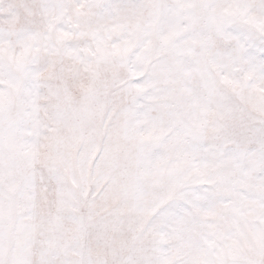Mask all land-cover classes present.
<instances>
[{
  "label": "snow or ice",
  "instance_id": "6c2138e0",
  "mask_svg": "<svg viewBox=\"0 0 264 264\" xmlns=\"http://www.w3.org/2000/svg\"><path fill=\"white\" fill-rule=\"evenodd\" d=\"M0 264H264V0H0Z\"/></svg>",
  "mask_w": 264,
  "mask_h": 264
}]
</instances>
